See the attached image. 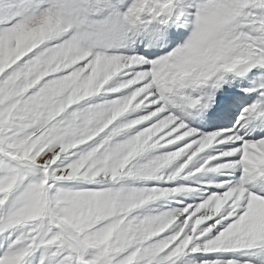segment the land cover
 <instances>
[{"label":"snow or ice","instance_id":"obj_1","mask_svg":"<svg viewBox=\"0 0 264 264\" xmlns=\"http://www.w3.org/2000/svg\"><path fill=\"white\" fill-rule=\"evenodd\" d=\"M0 264H264V0H0Z\"/></svg>","mask_w":264,"mask_h":264}]
</instances>
